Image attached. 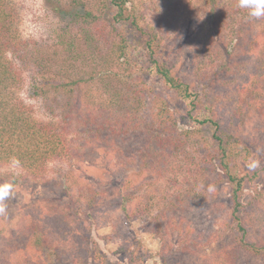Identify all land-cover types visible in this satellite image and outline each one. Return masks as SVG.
<instances>
[{"label":"trees","instance_id":"1","mask_svg":"<svg viewBox=\"0 0 264 264\" xmlns=\"http://www.w3.org/2000/svg\"><path fill=\"white\" fill-rule=\"evenodd\" d=\"M64 4L71 10L69 19L64 16L69 56L60 59L57 53L46 55L30 48L20 32L13 3L0 0V183L11 181L16 187L40 183L49 175L51 163L71 162L74 153L75 162H80L84 154L81 150L96 143L128 147L132 140L137 143V159L151 160L158 168H163L161 165L177 151L193 166L190 171L195 185L191 192L204 195L209 189L208 175L216 170L228 187L226 241L204 264H264V189L255 190L248 200L243 198L246 178L241 172L249 163L253 143L237 135L234 127H224L214 113L219 103L203 105L198 93L161 58L165 41L157 22L163 20L162 16L155 23L145 22L134 0H66ZM201 5L196 23L188 19L181 34L168 46L186 49L194 83L223 91L219 110L232 101V110L237 109L232 117H236L241 102L264 106V50L259 43L264 39V18H250L247 10L237 6V0H203ZM127 29L142 39L143 66L133 59L132 49L137 46L129 42ZM71 32H75V42L81 43L78 50ZM227 56L238 65L235 73L219 68L222 63V69H226L227 62L222 61ZM87 60L94 67L84 78L88 74L81 72L83 65L77 64ZM74 66L75 78L70 72ZM27 71L34 77L35 95L44 101L49 91L43 87H54L55 92L62 90L67 95L62 118H39L20 97ZM146 75L160 79L173 97L186 105L193 130L179 131L167 96L149 87ZM227 75L232 78L227 79ZM95 77L108 88L106 100L94 97L89 84ZM263 111L260 109V114ZM204 127L212 129L206 138L201 135ZM188 142L196 147L193 154L184 147ZM11 156L18 157L22 164L16 176L3 172L9 169ZM213 199L207 201L211 204ZM155 201L151 196L142 199L127 195L125 199L123 195L118 206L123 221L151 218L160 205L167 210L153 218L151 225L156 229L150 227L151 233L160 237L163 232L160 238L170 253L184 250L186 222L179 212L171 214L175 204L170 208ZM189 205L183 208L189 209ZM88 206V216L94 215L95 204ZM75 215L77 220L87 219L84 211ZM19 225L15 235L19 244L8 246L1 234L10 233L5 227L0 230V245L4 240L2 246L11 251L3 264H46L58 259L61 246L74 230L78 231L64 214L31 212Z\"/></svg>","mask_w":264,"mask_h":264},{"label":"rangeland","instance_id":"2","mask_svg":"<svg viewBox=\"0 0 264 264\" xmlns=\"http://www.w3.org/2000/svg\"><path fill=\"white\" fill-rule=\"evenodd\" d=\"M65 1L58 3L56 0H11L17 14L20 32L30 48L46 55L54 56L57 53L60 59L69 56L66 50L70 39L65 33L64 23L69 19L71 10L68 9L67 4H64ZM202 1L134 0V4L145 18V22L155 23L157 18L162 16L163 20L157 22L165 41L161 58L172 71L198 93L203 105L210 107L213 103H219L214 113L224 127H234L237 135L253 143L250 145L252 154L249 163L244 165L241 172L246 178L243 191L245 201L254 194L255 190L264 189V111L260 114V109H264V106L259 103L241 102L242 107L238 106L236 117H232L237 111V109L232 110L234 106L232 101L227 106H220L219 110L221 103L219 98L222 97L223 91L209 90L194 83L186 49H173L168 46L171 39L181 34V29L184 28L186 21H189L188 19H191L193 24L196 23L194 18L201 16ZM55 8H59L57 12L54 11ZM58 16H62V19ZM127 31L129 42L132 46H137L135 50L132 49L133 59L143 66L146 60L141 52L142 39L135 31L131 29ZM70 37H74V46L78 50L81 43L79 40L75 42V32H71ZM259 43L264 50V39L261 38ZM181 46L183 45L177 47ZM222 62L223 64L227 62L226 69H222V63L219 65L222 71L235 73L238 65L233 59L227 56ZM79 65H83L81 72H86L88 75L84 78H87L89 69L94 67V63L87 60L84 64L79 62L77 66ZM70 72L75 78V66ZM229 78L232 76L227 75V79ZM33 79L31 71H27V81L20 97L27 105L34 108L39 118L46 120L53 117L62 118L66 114L62 105L65 104L67 95L62 94V90L55 92L54 87H43L44 91H49L45 96L47 101H44L35 95ZM146 81L149 87L167 96L169 109L177 118L179 131L193 130L186 105L175 99L160 79L146 75ZM89 86L94 90V97L106 100L108 88L103 86L100 79L95 77ZM211 132L210 127H204L201 135L206 138ZM73 139L75 140V135ZM135 144L137 143L132 140L128 147L112 142L93 144V147L86 151L81 150V153L84 152L82 161L75 162L74 153L71 162L51 163L49 175L40 183L16 187L14 196L6 201L7 215L0 216V230L5 227L10 233V235L1 234L7 238L5 239L7 245L20 243L15 235L16 231L19 232L20 221L27 213L64 214L74 227H78V231L74 230L73 236L61 246L60 257L49 258L46 264H204L208 262L207 260L224 246L227 236L225 223L229 215L228 187L222 182L219 171L216 170L212 175H208V187L212 189L207 191L209 195L206 191L205 196L195 191L193 193L190 191L195 185L190 171L193 166L178 154L180 152L176 151V155L170 156L167 164L161 165L163 169L156 167L151 160H138ZM184 147L191 154L196 150L190 142ZM73 148L75 149V146ZM253 163L256 164L254 168L250 167ZM3 172L13 174L9 169H4ZM200 180L205 181L203 178ZM123 195L125 199L127 195L142 199L151 196L156 198L158 203L170 208L171 204H175L171 208V214L175 216L179 212L183 222H186L187 229L183 239L187 247L185 245L184 250L170 253L160 238L163 232L159 234L160 237L151 233L150 227L156 229L151 225L153 218L162 210H167L160 205V209L151 218L142 217L123 221L118 207ZM209 198H214L213 204L207 201ZM179 201L183 203L179 205ZM91 202L95 204L96 210L94 215L88 216L90 214L88 204ZM186 203H190L188 207L191 210L183 208L186 207ZM83 211L87 219L77 220L75 212ZM161 222L164 224V221ZM3 242L4 240L0 245V264H3L11 252L2 246ZM243 264L246 262L243 261Z\"/></svg>","mask_w":264,"mask_h":264},{"label":"clouds","instance_id":"3","mask_svg":"<svg viewBox=\"0 0 264 264\" xmlns=\"http://www.w3.org/2000/svg\"><path fill=\"white\" fill-rule=\"evenodd\" d=\"M237 6L240 9L247 10V15L254 19L259 20L264 18V0H237ZM9 170L15 175L22 170V164L18 157L11 156L8 160ZM250 167H256L253 163ZM212 191L211 187L208 189ZM16 191V185L11 181L0 183V216L7 215L6 201L12 198Z\"/></svg>","mask_w":264,"mask_h":264}]
</instances>
